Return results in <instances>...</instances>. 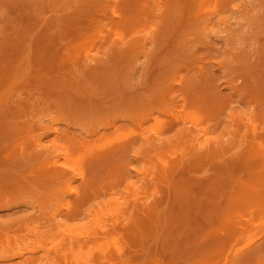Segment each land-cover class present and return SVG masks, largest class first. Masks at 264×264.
Instances as JSON below:
<instances>
[{
    "label": "rangeland",
    "instance_id": "obj_1",
    "mask_svg": "<svg viewBox=\"0 0 264 264\" xmlns=\"http://www.w3.org/2000/svg\"><path fill=\"white\" fill-rule=\"evenodd\" d=\"M0 86V264H264V0H0Z\"/></svg>",
    "mask_w": 264,
    "mask_h": 264
},
{
    "label": "bare ground",
    "instance_id": "obj_2",
    "mask_svg": "<svg viewBox=\"0 0 264 264\" xmlns=\"http://www.w3.org/2000/svg\"><path fill=\"white\" fill-rule=\"evenodd\" d=\"M174 1H175V0H174ZM176 2H177V1H176ZM177 3H178V2H177ZM74 79H75V78H74ZM72 80H73V79H72ZM75 80H76V79H75ZM75 82H76V81H75ZM77 82H78V81H77ZM0 87H2V86H0ZM2 89H3V87H2ZM5 93H6V92H5ZM8 95H9V94H8ZM9 97H10V96H9ZM0 104H1V103H0ZM174 116H175V115H174ZM176 116H177V115H176ZM37 141H38V140H37ZM61 160H62V159H61ZM60 163H62V162H60ZM63 164H64V162H63ZM245 165H247V164H245ZM47 170L49 171V169H47ZM255 180H257V178H256ZM70 188H71V187H70ZM174 193H176V192H174ZM176 195H177V194H176ZM176 197H177V196H176ZM179 198H180V197H179ZM181 198H182V197H181ZM183 198H184V197H183ZM179 200H180V199H179ZM182 200H184V199H182ZM180 202H181V201H180ZM249 202H250V201H249ZM182 204H183V203H182ZM182 204H181V205H182ZM236 204H237V203H236ZM65 205H66V204H65ZM177 206H178V205H177ZM185 206H186V205H185ZM181 207H182V206H180L179 208H181ZM186 208H187V207H186ZM177 209H178V208H177ZM185 210H186V209H185ZM187 210H188V209H187ZM180 211H181V210H180ZM232 211H234V210H232ZM175 213H176V212H175ZM179 214H181V212H180ZM186 214H187V213H186ZM182 215H183V214H182ZM58 217H59V214H58ZM181 218H182V217H181ZM248 218H249V221H250V222H251V221L253 222V219L250 220L251 218H253L252 215H251V218H250V217H248ZM182 219H183V218H182ZM189 219H190V218H188L187 221H188ZM190 221H191V220H190ZM191 222L193 223V221H191ZM189 223H190V222H189ZM192 223H191V224H192ZM254 223H255V222H254ZM248 224H249V222H248ZM250 224H251V223H250ZM252 224H253V223H252ZM189 226L192 227L191 225H189ZM195 226H196V225H195ZM254 226H255V224H254ZM254 226H253V227H254ZM255 228H256V227H255ZM194 229H195V228H194ZM199 236H200V235H199ZM201 239H202V238H201ZM199 242H200V240H199ZM37 243H38V242H37ZM199 245H200V244H199ZM18 253H19V255H20V254L23 255V254L25 253V251L21 249V250L18 251ZM202 254H203V253H202ZM60 264H61V263H60ZM129 264H130V263H129Z\"/></svg>",
    "mask_w": 264,
    "mask_h": 264
}]
</instances>
